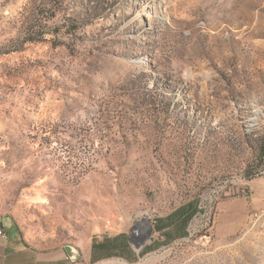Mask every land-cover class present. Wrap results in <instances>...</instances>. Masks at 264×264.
I'll list each match as a JSON object with an SVG mask.
<instances>
[{"label":"rangeland","instance_id":"obj_1","mask_svg":"<svg viewBox=\"0 0 264 264\" xmlns=\"http://www.w3.org/2000/svg\"><path fill=\"white\" fill-rule=\"evenodd\" d=\"M263 135L264 0H0V217L38 249L264 264Z\"/></svg>","mask_w":264,"mask_h":264},{"label":"crops","instance_id":"obj_2","mask_svg":"<svg viewBox=\"0 0 264 264\" xmlns=\"http://www.w3.org/2000/svg\"><path fill=\"white\" fill-rule=\"evenodd\" d=\"M131 236L122 233L91 240L90 244L74 247L77 256L72 260L66 247L41 250L31 245L0 217V264H136L148 253L138 252Z\"/></svg>","mask_w":264,"mask_h":264},{"label":"trees","instance_id":"obj_3","mask_svg":"<svg viewBox=\"0 0 264 264\" xmlns=\"http://www.w3.org/2000/svg\"><path fill=\"white\" fill-rule=\"evenodd\" d=\"M255 156L252 162L248 163L244 174L246 179L251 180L262 170V166L264 165V135L255 138V146H254Z\"/></svg>","mask_w":264,"mask_h":264},{"label":"water","instance_id":"obj_4","mask_svg":"<svg viewBox=\"0 0 264 264\" xmlns=\"http://www.w3.org/2000/svg\"><path fill=\"white\" fill-rule=\"evenodd\" d=\"M130 241L132 244H134L136 247H139L138 246V242L136 241V239H134L133 237L130 238ZM143 241H146V240H143ZM67 250L69 252V255H70V258L72 260H75L76 256H77V250L74 248V247H71V246H68L67 247Z\"/></svg>","mask_w":264,"mask_h":264},{"label":"built area","instance_id":"obj_5","mask_svg":"<svg viewBox=\"0 0 264 264\" xmlns=\"http://www.w3.org/2000/svg\"><path fill=\"white\" fill-rule=\"evenodd\" d=\"M147 224H148V221H147ZM143 228L141 226H137V228L133 229L132 231V236L138 238L140 237V235H143Z\"/></svg>","mask_w":264,"mask_h":264}]
</instances>
